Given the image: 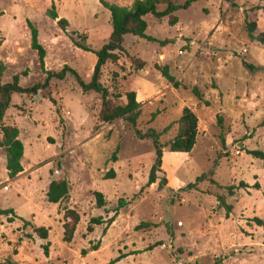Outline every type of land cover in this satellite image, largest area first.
Here are the masks:
<instances>
[{
	"label": "rangeland",
	"instance_id": "rangeland-1",
	"mask_svg": "<svg viewBox=\"0 0 264 264\" xmlns=\"http://www.w3.org/2000/svg\"><path fill=\"white\" fill-rule=\"evenodd\" d=\"M108 1L131 6L135 0ZM53 4L59 19L69 21L66 29L47 14ZM175 14L176 25L169 17L147 15V34L157 40L126 35L125 52L105 66L102 83L113 89L117 75L118 92L136 91L143 111L137 128L158 130L165 143L177 135L184 107H191L200 119L194 149L165 151L169 184L160 189L156 183L139 194L156 158L154 144L138 138L123 118L101 122L99 93L83 92L72 74L52 78L50 88L36 95L15 93L4 123L21 130L24 172L9 176L0 146V208H13L18 215L14 221L0 215L1 263L264 264V226L252 220H264V163L249 153L264 150V69L252 72L244 64L264 66V45L247 28L255 22V35L264 31V0H198ZM28 22L39 30L46 69L61 71L69 65L85 82L92 81L97 56L74 46L72 36L85 34L94 49L103 48L113 30L109 9L99 0H0V61L7 67L3 82L20 74L24 86H33L48 77L31 46ZM134 59L145 61V67H136ZM157 65H168L180 87ZM111 169L116 177L104 178ZM203 174L206 180L196 188L181 190ZM59 178L72 185L70 199L62 204L47 197L50 182ZM241 182L250 186L230 195L227 187ZM95 191L105 194V207L97 206ZM220 195L233 206L229 216ZM121 198L128 204L107 232L106 224L88 232L91 218L111 217ZM66 206L81 214L70 243L63 239ZM142 222L154 226L136 230ZM33 225L48 227L49 239L38 236ZM47 241L49 256L43 248ZM121 255L122 260L111 263Z\"/></svg>",
	"mask_w": 264,
	"mask_h": 264
},
{
	"label": "trees",
	"instance_id": "trees-1",
	"mask_svg": "<svg viewBox=\"0 0 264 264\" xmlns=\"http://www.w3.org/2000/svg\"><path fill=\"white\" fill-rule=\"evenodd\" d=\"M103 6L111 12V21H112V33L109 39V42L101 49H94L89 43L88 38L85 34H80L75 32L72 36V41L74 46L84 50L94 52L97 56V62L94 68L93 79L91 82H85L79 72L73 67L66 65L61 71H52L46 69V56L47 51L45 47L41 44L39 40V30L32 23H29V27L32 32V48L37 51L39 56V61L44 72L47 74V79L44 83H38L33 86H24L22 84L21 75L16 74L13 77L11 82H3L2 77L7 69L6 64L3 61H0V130L2 138L0 140V146L5 149L7 156V169L9 176L11 178L17 177L19 174L24 172V166L22 160L25 154V145L20 138L21 130L17 125H10L4 123V118L7 110L12 105L13 95L15 93L36 95L39 92H45L46 89L50 88V81L52 78L65 79L68 74H72L80 86L83 89V92L87 93L90 91H96L102 96V107L99 114V119L103 123H113L119 119H125L129 122L134 128L138 138L145 140H152L155 150L156 158L153 163L149 180L147 184L141 189V193L146 187H151L152 185L158 183L159 188L163 189L169 184L168 177L163 170V158L165 151L170 152H184L190 153L197 142L198 136V126H199V116L191 107H184L183 113L178 120V132L175 138L171 139L167 143L162 142V133L158 130L149 128L147 131L143 132L137 128L138 122L142 117V103L137 99L136 91H128L125 95L118 92V80L117 75L114 77L113 89H110L105 84L102 83V77L105 66L109 62H117L120 60L122 52H125L124 42L126 35L131 34L141 38H147L149 40H157L154 37L147 34L148 30V21L146 19L147 15H153L157 19H163L169 17V23L176 25L179 22L178 16L175 14L180 8H188L194 2L198 0H187L185 3H178L175 0H135L131 6H124L116 2H110L108 0H99ZM232 1V0H225ZM164 5V9H160V6ZM47 14L52 19H59V13L57 6L55 4L52 7L46 9ZM58 24L62 29H66L69 26V21L66 18H60ZM247 28L250 37L253 40H257L264 45V31L260 32L258 35H255V30L257 29V24L255 22L247 23ZM167 41H163L166 44ZM2 42L0 41V45ZM135 61L133 64L142 69L145 67V61ZM245 67L252 72H257L263 70L264 66L244 62ZM157 68L160 70L162 75L174 85V87L179 88L181 83L177 78L170 72L168 65H157ZM26 74V73H24ZM194 93L196 96L203 100L202 92L195 87ZM126 96L127 101H123V97ZM48 98L51 101H54L51 94H48ZM207 102V101H206ZM155 117V115H154ZM220 124L222 123V117H219ZM264 125V119L261 123ZM169 128V127H168ZM249 153L255 158L261 160L264 163V150L261 149H252L249 150ZM113 160H117L116 153L113 156ZM206 174H203L197 178V181L190 183L181 190L194 189L198 186L199 182L206 180ZM116 177V171L111 169L108 171L104 178H114ZM214 182H216L213 179ZM250 185L245 182H241L240 185L235 186L231 185L227 187L230 195L235 194L236 188H247ZM72 185L68 179L59 178L53 179L47 190L48 200L52 203H65L71 197ZM138 194V195H139ZM95 199L97 206L103 208L107 204L105 194L100 191H95ZM220 205L225 207L227 210V216L233 211V206L226 202V199L223 195L218 197ZM128 204V201L124 198L119 200L118 206L112 211L113 215L109 218L104 216H98L91 218L88 225V232L95 231V225L106 224L104 232H107V229L112 225L117 216H119L121 209H123ZM0 215H6L9 217L10 221H14L18 216L13 208H0ZM64 241L72 242L75 238V234L78 228V225L81 221V214L75 209L70 207L64 208ZM26 224H30L29 221H26L23 218H20ZM260 226H264V220L260 217H254L252 219ZM154 226L152 222H142L137 225L136 230L147 229ZM35 233L38 234L42 239L48 240L50 235V229L46 226H37L33 225ZM162 243H157L161 245ZM100 243L95 246V250L99 249ZM46 256L50 254V241H47L43 245ZM124 258L122 255L111 261V263L119 262ZM0 264H6L1 263ZM7 264H13L11 261H8ZM52 264V263H47Z\"/></svg>",
	"mask_w": 264,
	"mask_h": 264
},
{
	"label": "water",
	"instance_id": "water-1",
	"mask_svg": "<svg viewBox=\"0 0 264 264\" xmlns=\"http://www.w3.org/2000/svg\"><path fill=\"white\" fill-rule=\"evenodd\" d=\"M242 146H244V145H242Z\"/></svg>",
	"mask_w": 264,
	"mask_h": 264
}]
</instances>
